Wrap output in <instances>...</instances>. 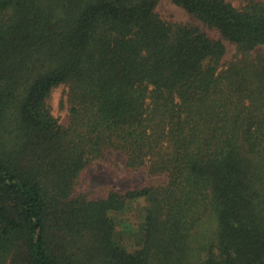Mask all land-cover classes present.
<instances>
[{"label": "trees", "instance_id": "trees-1", "mask_svg": "<svg viewBox=\"0 0 264 264\" xmlns=\"http://www.w3.org/2000/svg\"><path fill=\"white\" fill-rule=\"evenodd\" d=\"M237 1L0 0V264H264V0ZM108 152L163 182L90 199Z\"/></svg>", "mask_w": 264, "mask_h": 264}, {"label": "rangeland", "instance_id": "rangeland-1", "mask_svg": "<svg viewBox=\"0 0 264 264\" xmlns=\"http://www.w3.org/2000/svg\"><path fill=\"white\" fill-rule=\"evenodd\" d=\"M236 6H242L243 1L234 2ZM158 14L166 19H171L176 22L187 23L190 22L189 16L185 11L168 1H161L157 6ZM203 31H205L211 38L219 39V33L214 29L203 27L199 22H196ZM235 45L226 42V53L224 60L230 61L235 53ZM63 88L55 89L50 97L49 103L52 106V111L58 117L61 124L68 123L67 110L62 106ZM126 158L121 152H108L102 161H96L85 169L81 174L80 185L78 190L87 194L90 199H97L104 197L109 188L114 187L119 192H124L129 189L141 188L145 186L158 185L163 182V178L149 177L143 170L130 172L125 168ZM134 217H130L133 221ZM134 222L132 226L135 228ZM132 229V227H130ZM126 235V241L131 245L137 243L139 236L131 237ZM130 238V239H129ZM136 242V243H135Z\"/></svg>", "mask_w": 264, "mask_h": 264}]
</instances>
